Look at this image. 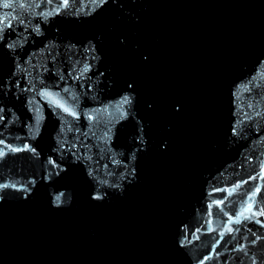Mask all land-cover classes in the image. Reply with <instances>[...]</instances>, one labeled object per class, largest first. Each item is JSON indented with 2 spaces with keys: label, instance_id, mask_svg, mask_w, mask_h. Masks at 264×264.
Returning a JSON list of instances; mask_svg holds the SVG:
<instances>
[{
  "label": "water",
  "instance_id": "water-1",
  "mask_svg": "<svg viewBox=\"0 0 264 264\" xmlns=\"http://www.w3.org/2000/svg\"><path fill=\"white\" fill-rule=\"evenodd\" d=\"M0 264H264V0H0Z\"/></svg>",
  "mask_w": 264,
  "mask_h": 264
},
{
  "label": "snow or ice",
  "instance_id": "snow-or-ice-1",
  "mask_svg": "<svg viewBox=\"0 0 264 264\" xmlns=\"http://www.w3.org/2000/svg\"><path fill=\"white\" fill-rule=\"evenodd\" d=\"M5 6H7V5H5Z\"/></svg>",
  "mask_w": 264,
  "mask_h": 264
}]
</instances>
